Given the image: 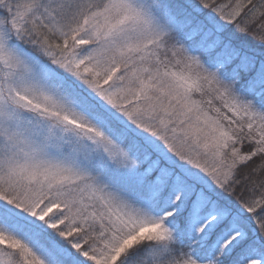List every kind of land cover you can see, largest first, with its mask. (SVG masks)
<instances>
[{
  "label": "snow or ice",
  "instance_id": "1",
  "mask_svg": "<svg viewBox=\"0 0 264 264\" xmlns=\"http://www.w3.org/2000/svg\"><path fill=\"white\" fill-rule=\"evenodd\" d=\"M0 264H264V0H0Z\"/></svg>",
  "mask_w": 264,
  "mask_h": 264
}]
</instances>
